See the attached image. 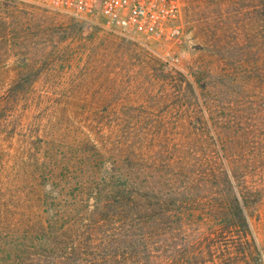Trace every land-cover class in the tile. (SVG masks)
I'll use <instances>...</instances> for the list:
<instances>
[{
    "label": "trees",
    "instance_id": "trees-1",
    "mask_svg": "<svg viewBox=\"0 0 264 264\" xmlns=\"http://www.w3.org/2000/svg\"><path fill=\"white\" fill-rule=\"evenodd\" d=\"M251 7L256 50L247 77L264 83V0ZM5 22L0 18V27ZM9 30L0 28L6 48ZM198 69L170 76V88L183 102L179 107L194 111L189 116L118 114L112 120L127 132L92 137L67 124L55 133L45 128L30 135V149L26 155L18 152L12 177L0 180V264H198L203 250L184 248L190 230L212 221L221 231L249 235L246 207L253 199L239 192L230 159L235 155L222 140V119L210 114L221 105L220 90ZM41 70L22 76L0 98L1 127L10 103ZM205 92L212 93L208 106ZM193 121L201 123L208 147L173 137L186 132L185 124L195 127ZM208 196L218 202L206 213L199 206Z\"/></svg>",
    "mask_w": 264,
    "mask_h": 264
},
{
    "label": "rangeland",
    "instance_id": "rangeland-1",
    "mask_svg": "<svg viewBox=\"0 0 264 264\" xmlns=\"http://www.w3.org/2000/svg\"><path fill=\"white\" fill-rule=\"evenodd\" d=\"M179 1L177 41L157 43L112 34L51 9L0 0V18L6 21L1 27L10 29L5 32L11 40L9 48L0 44V98L22 76L42 69L2 116L0 180L12 177L18 152L26 155L30 135H40L45 128L55 133L70 124L93 137L95 133L127 132L112 120L118 114L131 118L191 115L190 106L179 107L183 102L171 90L170 76L199 68L220 90L221 105L210 114L222 119V140L224 148L235 155L230 159L237 168L239 192L253 199L246 207L251 233L244 237L236 229L221 231L209 221L190 230L191 239L184 248L190 253L203 250L198 264H264V83L247 77L256 50L251 13L255 0H226V4L225 0ZM167 55L174 60L168 61ZM216 73L220 75L217 80ZM165 74L167 78L160 76ZM209 96L212 93L205 92L207 106ZM192 123L195 127L185 124L186 132L173 134L176 142L208 147L201 123ZM136 124L140 128V122ZM252 126V134L245 136V129ZM217 202L208 196L199 208L209 213Z\"/></svg>",
    "mask_w": 264,
    "mask_h": 264
},
{
    "label": "built area",
    "instance_id": "built-area-1",
    "mask_svg": "<svg viewBox=\"0 0 264 264\" xmlns=\"http://www.w3.org/2000/svg\"><path fill=\"white\" fill-rule=\"evenodd\" d=\"M57 11L132 40L177 41L179 0H13ZM168 61L174 57L167 55Z\"/></svg>",
    "mask_w": 264,
    "mask_h": 264
}]
</instances>
